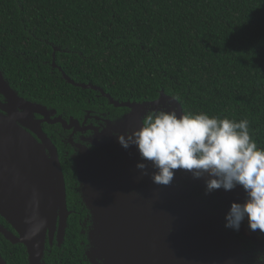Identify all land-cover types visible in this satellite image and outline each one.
<instances>
[{"label": "trees", "instance_id": "16d2710c", "mask_svg": "<svg viewBox=\"0 0 264 264\" xmlns=\"http://www.w3.org/2000/svg\"><path fill=\"white\" fill-rule=\"evenodd\" d=\"M0 67L19 95L59 114L111 107L65 73L120 103L164 91L185 114L248 119L264 147V0H0ZM81 228L71 216L64 244L47 243L48 264H79ZM0 254L28 264L24 245L1 234Z\"/></svg>", "mask_w": 264, "mask_h": 264}, {"label": "water", "instance_id": "95a60500", "mask_svg": "<svg viewBox=\"0 0 264 264\" xmlns=\"http://www.w3.org/2000/svg\"><path fill=\"white\" fill-rule=\"evenodd\" d=\"M53 66L57 68L55 60ZM62 76L73 86L100 92L116 108L129 109L109 123L104 134L95 136L99 154L83 148V157H75L81 199L92 218L87 245L91 260L101 264H245L243 242L220 217L233 202H245L242 186L215 190L214 201L207 206L190 192L194 186L205 190L208 177L194 179L184 170H174L170 185L155 184L151 163L149 175H144L137 168L141 162L137 148L125 149L113 135L140 128L150 110L184 113L179 101L161 91L155 101L120 103L98 86ZM0 91L8 102L0 114V216L11 227L0 225V233L12 244L24 245L29 264H45L47 243L51 247L54 241L58 247L64 244L71 215L59 154L41 126L56 110L20 97L1 69ZM36 113L43 120H37ZM57 122L65 127L62 118L52 123ZM73 123L71 118L70 129ZM0 264H8L1 254Z\"/></svg>", "mask_w": 264, "mask_h": 264}, {"label": "clouds", "instance_id": "9594fccd", "mask_svg": "<svg viewBox=\"0 0 264 264\" xmlns=\"http://www.w3.org/2000/svg\"><path fill=\"white\" fill-rule=\"evenodd\" d=\"M113 135L125 149L137 148L141 159L137 168L144 175H149L151 163L155 184L168 186L174 170H184L194 179L208 177L206 194L242 186L246 200L231 204L225 227L239 231L247 218L251 231L264 233V147L252 138L248 119L158 109L150 110L135 131ZM256 264H264V253L257 254Z\"/></svg>", "mask_w": 264, "mask_h": 264}, {"label": "flooded vegetation", "instance_id": "af4514ba", "mask_svg": "<svg viewBox=\"0 0 264 264\" xmlns=\"http://www.w3.org/2000/svg\"><path fill=\"white\" fill-rule=\"evenodd\" d=\"M3 78L7 83H9L5 79L4 75ZM14 92L18 94L16 90H14ZM19 96L26 99L21 95ZM107 102L113 108L103 106L102 107L103 111L100 112L88 111L81 117H75L73 115L66 116L64 114H59L56 110V115L52 116L51 118L47 117L48 121L41 123L43 132L48 136V138L51 139L53 145L57 149V152L59 154V160L65 176V182L66 179L70 178V176L75 179L74 183L71 185L70 188L72 192L71 195L75 196L76 198L75 201H71L70 199H68V190H67V204H68V209L71 213L70 217L73 215L75 217H78L82 225L80 234L82 235L83 238V242H82L83 254L81 255V258L78 259L79 264H101L102 262L98 260L95 262L92 261L89 255L87 254L88 236H89V232L91 231L92 218L88 208L85 206V204L81 199L80 185L78 183L77 172H76L75 157L76 156L79 157L80 155L81 157H83L82 156L83 148L86 149L85 152L92 151L99 154L98 153L99 143L97 138H95V136L104 134L109 123L115 122V120H118L120 117L124 116L129 112L128 108H116L115 106L111 105L109 101ZM6 104H8L7 99L5 95L2 94L0 91V114L4 113L3 107H5ZM46 107L48 108V110H55L53 108H49L48 106ZM118 109H122V111H119ZM43 118L44 116L36 113L37 120L41 121L43 120ZM57 118H62L65 121V127L60 122L52 123L53 120ZM71 118L75 120V123L71 125L72 128L70 129L69 127L71 124ZM27 131L30 132L35 138L40 139V137L36 134V132L33 129L27 128ZM68 169L70 170V172H67ZM66 188H67V183H66ZM190 194L191 196L194 197L193 198L194 200L200 203L201 202L205 203L207 206H210V203L214 201L212 199L211 193L206 194L205 190H202V188L199 186H194ZM214 199L216 200L217 198L214 197ZM229 211L230 208L225 209V213L224 212L220 213V217L223 219L224 223H226L225 217ZM0 225H3L6 228L11 229L10 225L5 220L4 223H2L0 220ZM235 233L239 241L243 242L242 249L246 257L245 264H256L257 254L264 253V233H261L259 230H256L255 232L251 231L249 229L247 218H245V220L241 223V227L239 231H235ZM54 243L56 244L55 241ZM49 254L50 253H47L44 258L45 264H48V261H50L49 257L47 256ZM58 262L59 261H55V264H58ZM68 262L70 261L68 260Z\"/></svg>", "mask_w": 264, "mask_h": 264}]
</instances>
